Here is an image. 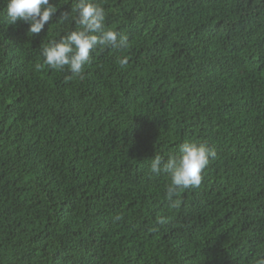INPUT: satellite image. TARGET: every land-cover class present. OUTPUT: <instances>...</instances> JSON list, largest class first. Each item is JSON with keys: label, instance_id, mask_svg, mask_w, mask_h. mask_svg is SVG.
<instances>
[{"label": "trees", "instance_id": "1", "mask_svg": "<svg viewBox=\"0 0 264 264\" xmlns=\"http://www.w3.org/2000/svg\"><path fill=\"white\" fill-rule=\"evenodd\" d=\"M0 264H264V0H0Z\"/></svg>", "mask_w": 264, "mask_h": 264}]
</instances>
